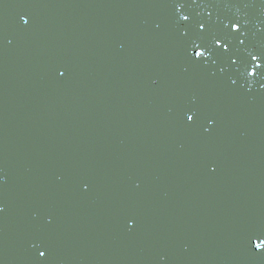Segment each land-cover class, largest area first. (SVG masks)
<instances>
[{
	"label": "water",
	"instance_id": "water-1",
	"mask_svg": "<svg viewBox=\"0 0 264 264\" xmlns=\"http://www.w3.org/2000/svg\"><path fill=\"white\" fill-rule=\"evenodd\" d=\"M210 2L216 5L215 0H166L177 59L169 53L171 49L168 52L156 44L154 31L159 25L151 16L149 0H91L90 23L97 28L89 38L82 22L79 31L72 21L76 20L73 0H53V17L49 12L44 15L40 0H0V159H7L14 150L21 152L41 169L54 171L56 181L47 194L21 197L5 193L8 186L0 174V191L4 192H0V264H126L128 250L134 249L127 238L143 249V215L168 218L175 212L160 206L158 198L169 200L162 190H148V197L140 194L135 187L141 178L155 181L189 174L203 160L207 146L245 145L254 150L250 139L231 127L240 122L239 116L221 114L218 107L210 106H218L217 80L225 82L221 87L229 96L241 103L248 99L256 107L264 129V77L245 70L250 64L246 59L264 57L261 12L250 14L247 9L252 4L264 12V0H231L225 9L218 6L227 12V19L219 18ZM80 7L84 9V1ZM143 13L146 20L141 18ZM22 16L29 23L24 24ZM182 16L189 20L183 21ZM237 22L240 29L232 32L231 24ZM51 25L74 41L63 48L66 54L50 53L46 33ZM220 31L232 37L230 51L217 56L209 50L206 64L195 60L188 50L189 37L207 33L211 39ZM188 69L207 82L191 79ZM48 75L51 84L45 88ZM246 77L257 79L255 86L263 93L244 90ZM195 88L207 98H198ZM189 109L198 112L194 125L186 122ZM175 150L178 162L170 157ZM231 151L221 157L225 187L237 193V199L244 197L239 186L263 191L261 177L247 173L249 168H230ZM94 153L99 165L81 171L71 194V176L60 175L54 167L65 160L81 164ZM206 163L205 172L217 177V169ZM103 176L102 190L109 185L117 192L112 196L116 212L103 202L104 191L93 183ZM31 183L43 182L29 178L20 182L27 188ZM138 202L155 209L136 207ZM123 203L132 207L123 211ZM241 206L227 205L218 217L227 225L230 213ZM246 208L233 215L247 224L245 235L264 238V204L255 201ZM176 212L185 218L182 209ZM124 230L130 231L126 237L117 236ZM182 244L186 251L196 247L192 239ZM40 251L46 252L44 258L39 257ZM179 261L171 258V264H195L190 256ZM239 261L234 258L232 263Z\"/></svg>",
	"mask_w": 264,
	"mask_h": 264
},
{
	"label": "bare ground",
	"instance_id": "bare-ground-1",
	"mask_svg": "<svg viewBox=\"0 0 264 264\" xmlns=\"http://www.w3.org/2000/svg\"><path fill=\"white\" fill-rule=\"evenodd\" d=\"M81 1L85 2L84 9L80 7ZM215 1L217 6L212 2H210V5L215 11L216 9L218 10L219 18L227 19V12L222 11L218 6L225 9L231 0ZM90 2L91 0H73V13L76 20L72 21L77 25L79 31L82 22V28L88 38L90 34L95 33L97 28L90 23ZM40 7L44 15L49 12V17L55 16L53 0H40ZM149 8L152 18L159 25L158 29L154 31L157 46L160 49H162L163 46L167 51L171 49L172 52H168L178 59V52L173 49L175 35L168 24L171 11H169L166 0H149ZM260 8L259 6L254 7L251 4L247 9L250 14L261 12L260 15H262V17L260 19L264 21V12ZM136 13L140 16L138 12ZM248 16L251 18L249 14ZM2 18L6 19V17ZM141 18L146 20V13H143ZM67 25L69 28V23ZM48 27L50 31L46 34L48 35L47 44L49 45L50 53L56 54V52H58L61 54L63 52L66 54L67 52L63 51V48L65 49L68 45H71V43L73 44L74 41L59 29L55 31L57 26L51 25ZM223 35L227 34L220 31L217 37L219 36L218 38H220ZM228 42L229 41H223V43ZM80 44L83 51L84 45L81 40ZM53 60H57V58ZM245 62H247V64L248 62L250 63L245 70L252 71V65L256 62L251 59H246ZM46 69L49 71L51 67H46ZM186 74L194 81L207 82L203 75L193 70L188 69ZM256 74L258 77H264V64H262L261 68L256 70ZM178 79L181 81L184 80V78L179 77ZM256 81L257 79L255 78L246 77L242 80L244 90L250 91L251 88H254L257 92H260L259 95L262 94V89L260 87L256 88L255 86ZM218 83L219 80H217L216 83L217 86H220V98L216 99L218 106L211 105L210 107H218L219 113L224 115L236 114L239 116L240 122L236 125H231V127L233 130L239 129L243 132L244 136L250 139L255 151L248 150L245 145H243L242 148L238 146H234L233 148L226 144H217L214 147L207 146L203 160L198 166L192 168L189 174L186 173L177 177H159L155 181L143 180L141 178L139 185L135 187L139 193L144 195V197H148V190H162L167 197H169V200L165 199L164 201L158 198L160 206H164V210H175V212L172 216H168V218H158V216L148 213L143 215L144 220L142 223L145 231V239L142 245L143 249H139V247L135 245L136 241L127 238L129 246H133L134 249L128 250L129 261L126 262V264H137L142 261H144V264H171V258L180 262L179 259H187L188 256L194 260L195 264L202 261V264H229L232 263L234 258H239L241 260L238 263L250 264L249 262H252L254 264H264V251L255 250L254 246L249 243L250 238L255 237L245 235L244 231L247 229V224L242 219L233 215V212L238 209L247 211L246 207L255 201L264 204V129L257 119L256 107L250 104L248 99H241L243 101V103H241L236 100V98L229 96L221 87L226 83ZM50 84L51 76L48 75L47 79L44 81L45 88L46 86H50ZM166 89L168 91L167 86ZM195 89L199 91L196 94L198 98H207L203 95L204 92L200 89ZM225 145L226 147L224 149L221 148L216 150ZM228 151H231L229 158L233 161L232 165L231 162H229L231 165L230 168L234 166L242 169L243 167H245L244 169L249 168L247 173L251 175L255 174L254 178L261 177L263 191H257L252 185L239 186L240 194L244 195V199H237V193L225 187L223 184L225 178L223 176L226 173L222 171L223 163L221 157H225L226 154L228 155ZM20 153L21 152H15L14 150L12 155L7 157V159H0V174L4 176L6 185L8 186L5 193L9 195H21V197H24V194H28L27 196L47 194V191H49L47 189L56 184L55 172L41 169L25 157H22ZM170 157L178 162V159H176L178 158L176 150ZM170 162L171 160H168V163ZM99 163L98 157L96 153H94L89 160L81 164H74L70 160H65L62 163L56 164L54 168H58L59 174L64 177L71 176L70 193L74 194L76 182L82 175L81 171L89 165L94 164V166L97 167ZM205 163L217 169V177H212L205 172ZM143 167L146 169L144 165ZM104 177L105 176L93 183L102 193L104 191L103 202H107L112 208V212H116L117 204L112 196L117 192L115 188L109 185H106L105 190H102L101 182ZM25 178L39 179L43 183H37L36 185L31 183L28 184L29 188H27V184H20L22 179ZM0 192L4 193L3 191ZM75 195L79 197V194ZM78 203H80V200H78ZM238 204L243 206L235 208V210L230 213L229 218H227V225L224 224L223 219L218 217V212L224 210L227 205L233 207ZM128 207L132 206L126 203L121 205L123 211ZM136 207L155 209L148 207L144 202H138ZM176 209H182L185 215L184 219L179 218ZM203 209H206L207 212ZM77 212L78 210L76 209L75 213ZM115 215L116 214L113 213V216ZM117 223L121 225V220L119 219ZM226 228H228V232ZM129 232L130 231L124 230V232L122 231L121 234L117 236L126 237ZM118 233H120V231H118ZM185 239H192L195 242L196 247L193 251H186L183 249L182 243Z\"/></svg>",
	"mask_w": 264,
	"mask_h": 264
},
{
	"label": "snow or ice",
	"instance_id": "snow-or-ice-1",
	"mask_svg": "<svg viewBox=\"0 0 264 264\" xmlns=\"http://www.w3.org/2000/svg\"><path fill=\"white\" fill-rule=\"evenodd\" d=\"M182 6V5H181ZM183 21H188V16H182L181 18ZM21 20L24 24L29 23L28 19L25 17H21ZM200 28H204V24H200ZM232 32H237L240 29V23H232L231 24ZM191 40V44L189 47V52L194 53V59L198 60L200 63L206 64L207 59L210 55V51L212 53H216L217 56L224 55L225 53L229 52V43L232 40V37L230 36H221L220 38H217V35H213L211 39L207 38V33L204 35H201L199 33H196L195 36L189 37ZM223 41H229V43H223ZM241 44L244 43L243 40L240 41ZM222 45V48H221ZM210 50V51H209ZM252 61H256L254 65H252V71L249 73V75H255L256 70L261 68L262 64H264V57L252 55L251 56ZM215 62V61H213ZM60 75H64L63 72L60 73ZM188 113H186V122H191L193 125L196 123V118L198 117V112L196 109H189ZM209 123H212V121H209ZM2 211V209H0ZM131 223V222H130ZM249 243L254 246V249L257 251H264V238L255 237L250 238ZM46 256L45 251L39 252V257L44 258Z\"/></svg>",
	"mask_w": 264,
	"mask_h": 264
},
{
	"label": "rangeland",
	"instance_id": "rangeland-1",
	"mask_svg": "<svg viewBox=\"0 0 264 264\" xmlns=\"http://www.w3.org/2000/svg\"><path fill=\"white\" fill-rule=\"evenodd\" d=\"M139 249H141V248H139Z\"/></svg>",
	"mask_w": 264,
	"mask_h": 264
}]
</instances>
